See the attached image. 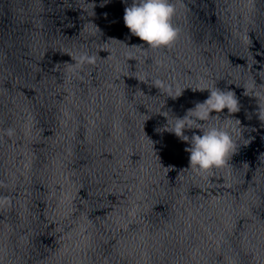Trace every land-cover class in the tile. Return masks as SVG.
I'll use <instances>...</instances> for the list:
<instances>
[{
    "label": "water",
    "instance_id": "water-1",
    "mask_svg": "<svg viewBox=\"0 0 264 264\" xmlns=\"http://www.w3.org/2000/svg\"><path fill=\"white\" fill-rule=\"evenodd\" d=\"M172 3L153 49L123 0H0V264H264V0ZM205 87L241 131L197 172L163 129Z\"/></svg>",
    "mask_w": 264,
    "mask_h": 264
},
{
    "label": "clouds",
    "instance_id": "clouds-1",
    "mask_svg": "<svg viewBox=\"0 0 264 264\" xmlns=\"http://www.w3.org/2000/svg\"><path fill=\"white\" fill-rule=\"evenodd\" d=\"M110 2V0H106ZM123 21L131 35L139 37L144 47L153 49L167 47L175 42L178 29L172 23L176 14L175 5L172 0H123ZM95 55L87 52L80 58L83 65L95 63ZM195 90H208L209 95L203 102H198L195 107L187 110L183 117L172 116L171 122L167 117L164 131L174 133L180 140L188 142L185 151L189 153V167L197 172H208L215 168L224 166L230 157L236 152L237 142L235 135L241 129L231 124L215 123L217 118L233 119L228 115L221 118L224 109L228 114L240 111V105L235 93L231 90H222L218 87L197 88ZM181 90L175 97L182 94ZM215 113V114H214ZM261 119V116H259ZM238 120V119H235ZM198 129L199 133L193 131L191 136L186 130Z\"/></svg>",
    "mask_w": 264,
    "mask_h": 264
}]
</instances>
